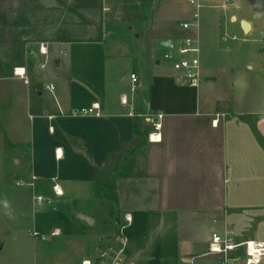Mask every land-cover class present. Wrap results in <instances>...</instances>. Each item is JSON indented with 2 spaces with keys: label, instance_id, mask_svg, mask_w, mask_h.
<instances>
[{
  "label": "crops",
  "instance_id": "obj_1",
  "mask_svg": "<svg viewBox=\"0 0 264 264\" xmlns=\"http://www.w3.org/2000/svg\"><path fill=\"white\" fill-rule=\"evenodd\" d=\"M145 1L0 0V132L19 149L16 164L28 163L30 178L36 176L32 195L52 199L33 204L34 230L62 234L71 205L85 229L79 214L92 224L94 217L120 224L112 238L125 241L126 264H214L205 255L212 228L264 240V54L243 64L244 76L232 62L214 59L219 22L238 18L223 0H203L199 9L187 0H152L150 26L133 36L142 38L138 46L121 22L131 14L145 18ZM244 20L250 32L253 21ZM183 22L194 25L184 29ZM186 36L199 47L198 87L180 83L173 61L164 59L170 46L162 42L178 46ZM127 49L136 58L130 74L139 77L135 105L142 116L129 115L120 101L131 95L128 76L116 74ZM94 103L99 115L74 113ZM160 112L159 139L151 140L147 114ZM139 146L140 171L110 175L107 198L102 178Z\"/></svg>",
  "mask_w": 264,
  "mask_h": 264
},
{
  "label": "rangeland",
  "instance_id": "obj_2",
  "mask_svg": "<svg viewBox=\"0 0 264 264\" xmlns=\"http://www.w3.org/2000/svg\"><path fill=\"white\" fill-rule=\"evenodd\" d=\"M151 1L148 0L139 4V8L148 13L145 18L138 20L136 15L131 14L132 18L121 22L123 30H125L124 34L128 33L129 40H135L136 45L141 47L142 38L133 40V36L135 31H146L150 26ZM228 6L232 12L238 14V18L236 21H232L227 16V21L222 19L219 22V29L216 31L217 47L215 48L217 50L214 53V59L224 64L232 62L239 69H242L237 75L244 76L248 74V70L243 67V64L247 60L257 63L262 59L261 55L264 54V0H237ZM128 10L134 11L131 6H128ZM201 10L203 11L204 8ZM242 16L253 21L254 26L250 32L243 30ZM129 26L133 27L130 29ZM201 29H203L202 24ZM224 34L230 38L225 39ZM234 35L237 36L235 40L231 38ZM118 38H122V42L127 43L125 36L122 37L119 34ZM126 54L125 59L117 67L116 74L128 76L130 79V72L136 69V58L131 50L128 52L127 49ZM262 61L264 64V55ZM126 83L124 78L123 86H126ZM130 84L131 79L130 83L128 82V92ZM235 89L237 90L236 85ZM2 137L0 132V142L3 141V144H0V264H83L84 259H90L92 264H96V247L99 248L101 244L113 242L112 235H115L116 226L118 227L120 224L113 225V222L111 224L106 223L100 221L98 217H94V224L87 223L85 229L80 227L75 220L74 215L76 213L74 210L76 206L70 205L67 208L71 217L69 229L65 227L62 234L57 236H51L49 233L40 231L47 236L45 238L34 237L32 231H34L33 220L36 207L33 206L32 187L26 183L20 185L16 183L18 180L29 181L30 165L25 162L16 164L12 154L18 153L19 149H13L12 147L15 145L8 146L4 141L6 139L3 140ZM141 141L143 144V140ZM6 148L9 149L6 151ZM143 148L139 146L135 151L136 153L128 154L126 163L125 161L118 163L112 173H108V176L102 178V190L107 198L112 197L106 185L110 175L124 171L139 172L144 155ZM6 152L9 155L7 159L5 158ZM5 202H7V207H5ZM113 216H119L117 210H114ZM61 226L60 228H63ZM97 233L98 236L100 235L99 237H102L101 241H98ZM87 235L92 237L87 240Z\"/></svg>",
  "mask_w": 264,
  "mask_h": 264
},
{
  "label": "built area",
  "instance_id": "obj_3",
  "mask_svg": "<svg viewBox=\"0 0 264 264\" xmlns=\"http://www.w3.org/2000/svg\"><path fill=\"white\" fill-rule=\"evenodd\" d=\"M191 5L199 9L202 6L203 0H187ZM237 0H223V6L233 4ZM198 17V13H194V18ZM194 24L191 22H183L182 28L189 29ZM226 39L228 36L223 35ZM232 39H237V36H232ZM39 50L42 54L47 53V47L40 45ZM164 58L173 61V68L177 71V80L180 83L187 84L193 87H198L202 80V70L199 59V47L197 39L193 36H186L181 45H170L169 50L164 53ZM15 74L27 80L26 71L24 68H16ZM130 97L122 95L120 98L121 104L127 109L131 116H142L143 111L139 112L135 105V97L138 91L139 77L135 72L130 74ZM143 103L148 105L147 99ZM99 104L94 103L90 107H82L74 111L75 114H95L99 115ZM148 119L154 125V131L150 133L151 140L159 139V129L161 128L160 120L163 113L147 114ZM156 119V120H155ZM36 176H32L28 182L17 181V184H24L34 187V180ZM54 193L57 196L63 194L60 186L55 183L52 186ZM33 203L36 205L51 204L52 199L43 194L33 193ZM51 236L61 234L60 229H53L48 232ZM32 235L36 238H45L47 235L39 231H32ZM126 243L120 239L119 243L107 242L100 245L96 251V264H126L125 256ZM205 255H213L215 257L214 264H264V240L243 238L238 239L231 228L223 226L221 228H212L211 239L208 243V248ZM83 264H92L90 259L83 260Z\"/></svg>",
  "mask_w": 264,
  "mask_h": 264
},
{
  "label": "water",
  "instance_id": "obj_4",
  "mask_svg": "<svg viewBox=\"0 0 264 264\" xmlns=\"http://www.w3.org/2000/svg\"><path fill=\"white\" fill-rule=\"evenodd\" d=\"M242 28L245 32H248L249 29V23L247 21H242ZM170 41H163L162 45L164 46H170ZM156 120V119H155ZM78 217H80L81 219H83L84 221H86L89 224L93 223V218L88 216V215H84V214H79Z\"/></svg>",
  "mask_w": 264,
  "mask_h": 264
},
{
  "label": "clouds",
  "instance_id": "obj_5",
  "mask_svg": "<svg viewBox=\"0 0 264 264\" xmlns=\"http://www.w3.org/2000/svg\"><path fill=\"white\" fill-rule=\"evenodd\" d=\"M5 207H7V202H5Z\"/></svg>",
  "mask_w": 264,
  "mask_h": 264
}]
</instances>
